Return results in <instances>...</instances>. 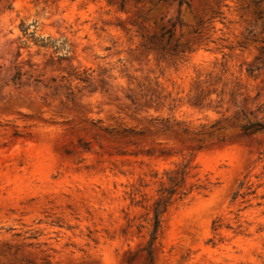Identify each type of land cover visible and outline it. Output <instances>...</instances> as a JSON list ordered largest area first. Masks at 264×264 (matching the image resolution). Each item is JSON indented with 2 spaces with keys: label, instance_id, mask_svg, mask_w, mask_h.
Wrapping results in <instances>:
<instances>
[{
  "label": "rangeland",
  "instance_id": "1",
  "mask_svg": "<svg viewBox=\"0 0 264 264\" xmlns=\"http://www.w3.org/2000/svg\"><path fill=\"white\" fill-rule=\"evenodd\" d=\"M184 1L0 0V264H264V0Z\"/></svg>",
  "mask_w": 264,
  "mask_h": 264
},
{
  "label": "trees",
  "instance_id": "2",
  "mask_svg": "<svg viewBox=\"0 0 264 264\" xmlns=\"http://www.w3.org/2000/svg\"><path fill=\"white\" fill-rule=\"evenodd\" d=\"M177 3H178V5H180L181 3H187V2L184 1V0H177ZM166 33H167V38L169 39V37L171 35V29H167ZM36 41H40V45H46L42 41V39H40V40L36 39ZM76 78L79 79L80 81H83V82L88 81V78L86 76H84V77L77 76ZM262 128H264V122L251 123V124H248V125L243 127V133H252L253 131H255L257 129H262ZM83 145H86V144L84 143ZM159 205H160V200L155 202V206H154V209H153V214H154V218H155V226H157L158 215L163 210V208L159 209V207H160Z\"/></svg>",
  "mask_w": 264,
  "mask_h": 264
}]
</instances>
